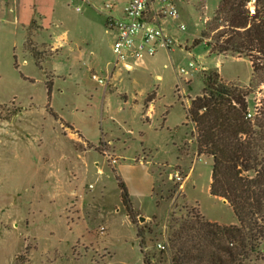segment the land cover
Wrapping results in <instances>:
<instances>
[{"label": "rangeland", "instance_id": "rangeland-1", "mask_svg": "<svg viewBox=\"0 0 264 264\" xmlns=\"http://www.w3.org/2000/svg\"><path fill=\"white\" fill-rule=\"evenodd\" d=\"M104 1L0 0V264H173L183 223L238 222L209 192L212 157L197 152L187 108L217 72L255 113L264 69L219 51L222 0H177L186 29L165 26L178 43L130 71L114 66ZM249 253L243 264H264V237Z\"/></svg>", "mask_w": 264, "mask_h": 264}, {"label": "trees", "instance_id": "trees-1", "mask_svg": "<svg viewBox=\"0 0 264 264\" xmlns=\"http://www.w3.org/2000/svg\"><path fill=\"white\" fill-rule=\"evenodd\" d=\"M248 2L222 0L220 9L228 12L230 33L219 51L234 48L247 52L258 71L264 69V2L255 0L253 12ZM246 94L211 72L187 108V117L194 123L197 152L212 157L209 192L227 201L238 222L198 219L183 223L172 233L173 264H243L249 250L264 237V100L248 116ZM119 185L127 205L129 196L122 181ZM195 242H201L200 246ZM145 262L149 264V259Z\"/></svg>", "mask_w": 264, "mask_h": 264}, {"label": "built area", "instance_id": "built-area-1", "mask_svg": "<svg viewBox=\"0 0 264 264\" xmlns=\"http://www.w3.org/2000/svg\"><path fill=\"white\" fill-rule=\"evenodd\" d=\"M97 7L105 16L106 28L114 32L113 65L122 66L126 71L134 69L140 59L151 57L163 49L169 51L178 43L165 26V21L171 20L179 30L186 29L185 24L177 22L180 15L177 0H106ZM193 65L194 62L189 61L188 66ZM186 69L181 67L179 70L186 72ZM91 79L97 84H106V77L98 73L92 72ZM252 114L249 111L247 115ZM172 177L178 182L184 180L178 170L172 173ZM158 247L163 249L165 244L159 242Z\"/></svg>", "mask_w": 264, "mask_h": 264}, {"label": "water", "instance_id": "water-1", "mask_svg": "<svg viewBox=\"0 0 264 264\" xmlns=\"http://www.w3.org/2000/svg\"><path fill=\"white\" fill-rule=\"evenodd\" d=\"M225 200V199H224ZM139 220H144L146 218V216L142 215V214H138Z\"/></svg>", "mask_w": 264, "mask_h": 264}, {"label": "crops", "instance_id": "crops-1", "mask_svg": "<svg viewBox=\"0 0 264 264\" xmlns=\"http://www.w3.org/2000/svg\"><path fill=\"white\" fill-rule=\"evenodd\" d=\"M160 77V76H159Z\"/></svg>", "mask_w": 264, "mask_h": 264}]
</instances>
